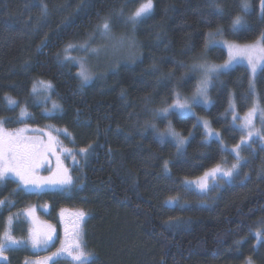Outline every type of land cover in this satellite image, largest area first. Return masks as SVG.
<instances>
[{"label": "trees", "instance_id": "1", "mask_svg": "<svg viewBox=\"0 0 264 264\" xmlns=\"http://www.w3.org/2000/svg\"><path fill=\"white\" fill-rule=\"evenodd\" d=\"M129 0H0V120L5 128L23 122L52 125L69 132L74 148L89 155L78 184L68 191H18L7 184L0 200L14 203L0 214V234L6 219L31 205L48 203L52 210L65 208L87 213L83 225L86 250L95 264H264V151L256 148L242 180L228 182L218 193L199 195L184 185L217 164L231 160L226 148L241 140L227 112L230 97L235 111L244 114L252 103L250 75L241 65L222 74L209 90L210 105L194 108L220 133V141L204 140L195 118L173 114L172 127L187 137L178 153L174 144L155 141L152 124L156 109L169 105L174 94L188 95L195 86L192 64L201 58L222 62L220 47L204 56L206 35L223 29L227 40L244 44L264 32L259 0H250L248 28L233 35L231 19L240 0H218L225 15H215L212 0H153L151 15L140 23L135 40L140 51L133 62L95 75L81 87L76 69L63 58L70 44L82 45L99 20L124 8ZM47 5L46 13L43 6ZM114 19L116 35L127 30ZM75 54V53H74ZM37 81L51 82L53 99L60 108L46 115L31 94ZM264 109V72H258L253 89ZM8 98L17 105H8ZM28 114L20 120L21 110ZM255 145V143H254ZM253 145V146H254ZM251 151V150H250ZM168 162V172L163 167ZM14 212V213H13ZM23 221V222H22ZM17 225V224H15ZM13 229L14 236L24 235ZM21 236V237H22ZM27 247L7 251L0 264H24ZM61 260V264H67Z\"/></svg>", "mask_w": 264, "mask_h": 264}, {"label": "snow or ice", "instance_id": "2", "mask_svg": "<svg viewBox=\"0 0 264 264\" xmlns=\"http://www.w3.org/2000/svg\"><path fill=\"white\" fill-rule=\"evenodd\" d=\"M131 3H135L136 0H129ZM212 4L216 9L215 15L223 17L225 15L223 9L220 6L218 0H212ZM239 13L231 19V32L233 35L243 34V31L248 28L246 16L250 15L252 5L250 0H240ZM154 8L153 0H140L138 6L128 12L121 8L118 13H110L109 15L101 18L96 25L93 33L83 43L80 51L85 53V58L80 60H74V64L79 65V71L77 77L80 80L81 87L89 84L92 80V74L88 67V60L92 58H99L101 53L107 54L110 47L113 52L128 50L130 53L137 47L135 40L136 28L140 23H143L147 19ZM259 8L261 18L264 19V0H259ZM43 10L46 13L47 5L43 6ZM116 15L118 20L115 22L122 23L127 30L124 34L116 35L114 32V19ZM223 34V29H217L215 34H208L207 43L213 47L223 46L226 47L229 53V59L223 65H209L206 62L194 63L191 65L189 71L194 75L199 76V80L195 85V91L190 99L182 98L179 92L174 94V102L169 107H163L156 109L152 113L154 120L161 122L169 120V117L178 113L183 117H192L195 115L193 109L199 106H208L211 101L209 99V90L213 87V82L218 80L222 74H225L232 70L234 64L247 61L248 70L252 74V81L250 82V91L255 87V77L258 72H264V32H261L257 40L248 45L239 46L236 44L226 43L224 41H216L215 36ZM102 41H107V45L104 47L92 48L91 45L96 43L97 38ZM72 46H70L71 48ZM66 59H71L66 57ZM45 91L50 94H54L53 85L51 82L41 81ZM37 91V86L33 85V92ZM10 105H17V101L8 98ZM60 108L58 103H53L52 109L46 112V115L55 114L56 110ZM25 110H21L22 115ZM233 114V125L240 119L234 110V105L230 102L229 110ZM259 113L261 128L257 129L255 126V119ZM201 121L197 119L196 124L193 127L199 126ZM4 121L0 120V192L4 191L8 183L15 182L17 184V190L14 194H18V191L34 192L40 194L46 189H59L61 192H66L74 184V181L69 173V170L63 166L61 157L56 155L57 144L59 143L55 137L49 134L48 141L45 143L43 140H34L25 135L27 129H20L16 132H9L3 128ZM151 127L155 132V141L163 144L166 141H173L177 152L180 153L185 149L187 138L180 135L172 127L169 121L164 131L156 129V125L152 124ZM203 127L206 132V139H219L220 133L214 132L208 121H203ZM241 140L236 144L232 150L235 162L231 167H223L221 164H217L210 171L204 173V177H201L199 181H191L186 183H195L201 193L211 191L209 187L208 179L213 181L224 179L230 181L233 177L239 176V170L246 165L241 156V151L245 149H251L252 144L258 141L264 142V109H259L254 103L250 110L245 114L240 123ZM67 134V130H65ZM81 148L79 153H73L70 149H63L68 156L72 157L75 162L76 156H87L89 148ZM264 151V146L261 148ZM225 152L227 149L225 148ZM50 155H56L57 168L56 171L49 177H38L36 175L37 169L42 166L45 158ZM164 170L168 172V162L163 164ZM14 203L5 200H0V214L3 209L7 207L9 210L14 207ZM33 210H28L25 214L31 216ZM14 219L13 217L9 218ZM87 213L81 211L78 213L75 229L71 233V236L66 240L61 241V247L53 252L50 256H45L41 260L37 261V264H61V260L68 261L69 264H95L91 254L87 252L86 244L84 242L83 225L86 223ZM53 232L51 226L47 230L33 229L29 234L27 241L17 240L11 229L5 231L0 236V261H6L7 256L5 252L8 250L20 248L26 244H30L33 250H48L53 245ZM67 234V230H66ZM258 240L264 239V232L258 231L256 233ZM249 264L251 261L249 260Z\"/></svg>", "mask_w": 264, "mask_h": 264}, {"label": "rangeland", "instance_id": "3", "mask_svg": "<svg viewBox=\"0 0 264 264\" xmlns=\"http://www.w3.org/2000/svg\"><path fill=\"white\" fill-rule=\"evenodd\" d=\"M215 32L216 31H210L206 35V40H205V44H204V51H203L204 52V56H205L206 52L210 48L213 47V46H211V45H209L207 43V36L210 33L211 34H215ZM214 39L216 41H224L226 43L236 44V45H239V46L252 44V43H254L257 40L256 39L255 41L250 42V43L239 44V43L227 40L222 35L215 36ZM82 45L70 44V45L65 47V49L63 50V53H62L64 60H66L67 62H70L75 67L76 75H77V72L79 71V65L78 64H74L73 61L85 58V53L79 50ZM106 45H107V41H102L98 37L96 43L92 44L91 47L92 48L104 47ZM70 46H72V47L70 48ZM215 47H220V48H222L224 50V52L226 54V58H225L224 61H222V62H212V61L208 60L207 58L203 57L199 61H197L196 63L206 62L209 65H217V66H219V65H223L225 62H227L228 59H229V53H228L227 48L223 47V46H215ZM139 53H140V51L138 49V46L131 53L128 50H122V51L113 52L111 50V48L109 47L108 51H107V54L102 52L101 55L99 56V58H92V59L88 60V67H89V70H90V72L92 74V79L94 78L95 75H97V74L101 75L106 70L115 69L116 66L120 62H126V63L133 62L134 60H136L139 57ZM66 57H70L71 59H66ZM236 65L244 66L248 70V65H247V61L246 60L241 62V63L234 64L233 67L236 66ZM248 72H249V75H250V82H251L252 79H253L252 78V74H251V72L249 70H248ZM193 77L195 79V85H196L198 80H199V76L193 74ZM40 82L41 81H37V82L34 83L37 86V91L34 93L33 92V86H32L31 94H32V96H33V98H34V100L36 102H38L41 105H43V107H44L43 111H44V113H46V112L51 111L53 103H56V102L53 99L52 94H50L49 92L45 91L44 88H43V85L40 84ZM194 91H195V86H194V88H193V90H192V92L190 94L181 95V97L190 99L192 97ZM251 92H252V95H253L251 106L242 115H238L236 113L240 119H238L236 121L235 125H233V114H232V112L228 111L229 107H230V102L234 105V100H233L232 96L230 97V101L228 102L227 112L229 113L230 122H231V124L234 127H236L239 130H240V123H241L242 118L250 110V108L253 106L254 103L258 106L259 109H262L260 107V105H259V102H258L257 96L255 94V91H253V89H252ZM7 102H8V100H7ZM173 102H174V99L169 105H167L165 107H169ZM8 105H10V104L8 103ZM209 105L208 106H203L202 105V107L207 108V107H209ZM10 106H12V105H10ZM58 110L59 109H57L56 112ZM234 110H235V106H234ZM193 111H194V109H193ZM194 113H195V111H194ZM176 114L179 115L178 113H176ZM27 116H28V114L26 112H24L23 115L21 113L20 116H19V119L20 120H25L27 118ZM193 117L195 118V121H197V119H199L201 121L199 126L202 128L204 140L205 141L211 140V139H206V132H205V129L203 127V121H205V120L208 121V120L203 118V117H200L196 113H195V115ZM168 123H169V121L167 120L160 127H156V129L159 130V131H164V129L166 128ZM209 126H210V124H209ZM255 126H256L257 129L261 128V121H260L259 113L257 115V118L255 119ZM3 128L6 129L9 132H16V131H18L20 129H27V131L25 132L26 136H28L31 139L37 140V141L43 140L45 143L48 141L49 134H51L53 137L56 138V140L59 141V143L57 144V153H56V155H59L61 157V161L63 163V166L69 170V173H70V175H71V177H72V179L74 181V184H78V181H79V178H80L79 176L82 175V173H83V168H84L85 164L87 163V158H88L89 153H88V155L86 157L77 155L76 156V160L74 162L72 157L68 156L67 153L63 151V149H70L73 153H79V150L81 149V148H74L72 146L71 135L69 134L68 131H67V134H65V129H63V128H58V127H55V126H52V125H44V126L40 127V126H35V125H29V124H27L25 122H23L22 124L18 125L17 127H14V128H5L4 125H3ZM210 128L214 132H218V131L214 130L211 126H210ZM176 132H178V131H176ZM185 138H187V137H185ZM215 140L220 141V138L219 139H215ZM169 141L174 144L173 141H171V140H169ZM221 144H222L223 150H225L226 147H224L223 143H221ZM253 145L254 144H252L251 149H245V150L241 151V156L243 157L244 161H246V162L248 161L249 156L252 154L251 152L255 151V149L257 147L258 148H262V146H264V142L258 141L257 143H255L254 146ZM232 148L233 147L226 148L227 151L229 152V154L231 153ZM56 155H50L48 158H45L44 162L42 163V166L37 169L36 175L38 177H49L56 171V168H57ZM234 162H235L234 157H233V155H231V160L227 161V162H224L221 165L223 167L227 168V167H231V165ZM212 168H214V167H212ZM210 170L211 169H209L207 171H210ZM207 171H205V172H207ZM239 172H240L239 176L233 177L230 181H225L223 178L220 179V180L213 181V180H211L209 178L208 179L209 187L213 189L210 192H213L214 194L218 193L223 188V185L225 183L233 182V181H236V180H242L243 175L245 176L246 173L245 172L243 173L242 169H240ZM201 177H204V174L200 175L199 177H197V178H195L193 180L187 181V182L199 181V179ZM184 185H186L189 188L193 189L199 195H206L208 193V191L204 192V193H201L199 188L197 187V184H195V183H186L185 182ZM45 191H59V189L51 188V189H46ZM28 210H33V213H32L31 216H28V215L25 214L26 212H28ZM80 212L81 211L78 212L77 210L73 211V210H68V209H65V208H58L56 210H52V208L49 207L48 203L31 205V206H29V207H27V208H25L23 210V213H24V216H25L24 224L22 225V224H19V223L16 222V221L20 220L19 219V214L20 213L15 211V213L13 212L14 214L10 215L6 219L4 231L0 234V236H2L4 234V232L8 231L9 229H11V231L13 232L14 228L16 229V231H20L21 227H23V229L25 228V230H24V235L23 236L21 235L22 237L21 236H14V235L13 236L17 240L27 241L29 239V234H30V232L33 229L47 230L48 227L51 226V229H54V232H53V245L54 246H50L48 248V250H43V249H41V250H33L30 244H26L25 246H22V247H27V249H28V251L30 253L26 257L27 259L25 260L24 264H37L38 260H41L45 256H50L53 252H55L58 248H60L61 247V241L66 240L68 237L71 236V233L75 229V224L77 222L78 213H80ZM10 217H13L14 219L10 220L9 219ZM15 224H17V225H15ZM66 230H67V234H66ZM262 230L263 229H259V230H257V232L258 231H262ZM83 233H84V231H83ZM254 236L256 238V242L261 240V239L258 240V238L256 236V232H254ZM5 255H7V251L5 252ZM69 262H70V258H69V260L66 263L69 264ZM246 264H249V262H247Z\"/></svg>", "mask_w": 264, "mask_h": 264}, {"label": "flooded vegetation", "instance_id": "4", "mask_svg": "<svg viewBox=\"0 0 264 264\" xmlns=\"http://www.w3.org/2000/svg\"><path fill=\"white\" fill-rule=\"evenodd\" d=\"M76 216V215H75Z\"/></svg>", "mask_w": 264, "mask_h": 264}]
</instances>
